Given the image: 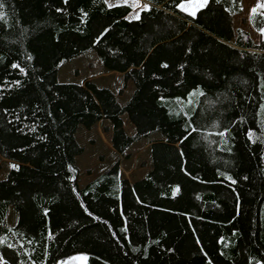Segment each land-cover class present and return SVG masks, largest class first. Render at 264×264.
Listing matches in <instances>:
<instances>
[{
    "label": "trees",
    "instance_id": "1",
    "mask_svg": "<svg viewBox=\"0 0 264 264\" xmlns=\"http://www.w3.org/2000/svg\"><path fill=\"white\" fill-rule=\"evenodd\" d=\"M143 1L129 18L106 0H2L0 264H264V38L234 28L243 0L195 15ZM250 22L262 32L264 4ZM92 51L133 82L124 104L59 80ZM103 120L119 157L81 186L77 131ZM144 139L150 169L132 182L122 157Z\"/></svg>",
    "mask_w": 264,
    "mask_h": 264
},
{
    "label": "rangeland",
    "instance_id": "2",
    "mask_svg": "<svg viewBox=\"0 0 264 264\" xmlns=\"http://www.w3.org/2000/svg\"><path fill=\"white\" fill-rule=\"evenodd\" d=\"M106 1L110 6L118 4L130 5L132 7L130 18H137L140 12L141 6H139V0H116L115 3ZM258 1L261 0L245 1L243 13L234 18V27H240L246 30L256 42H260L264 38V32L260 33L254 30L248 15L254 7L256 9L258 4H260ZM200 7H202V0L186 1L182 6V8L189 12H195ZM58 78L62 82L77 83H81L86 79H92L98 85L114 90L118 94L119 102L122 104L130 98L134 89L133 82H125L122 73L108 70L95 51L66 62L59 70ZM121 89H124L122 95L119 94ZM125 121L126 131L129 134H133L135 127L126 115ZM106 127L111 128V124L108 120H103L96 123L91 129L81 126L77 131L78 141L85 148L84 152L77 157V165L80 168L81 186L107 170L119 157L112 146L111 129L107 130ZM156 136H159V134L154 135V137ZM128 153H130L129 157H122V175L134 181L141 178L150 169L151 151L149 139L137 142ZM11 166V161L0 155V179L8 175ZM17 219V212L11 208L8 216L9 223L15 224ZM87 261V254L81 253L61 260L59 264H87Z\"/></svg>",
    "mask_w": 264,
    "mask_h": 264
},
{
    "label": "crops",
    "instance_id": "3",
    "mask_svg": "<svg viewBox=\"0 0 264 264\" xmlns=\"http://www.w3.org/2000/svg\"><path fill=\"white\" fill-rule=\"evenodd\" d=\"M108 1H110L111 3H115L116 2V0H108ZM186 1H193V0H185V1H182L180 4H179V7H180V9H182L183 11H185V12H187V13H189V14H192V15H195L196 14V12L201 8H198L195 12H189V11H187V10H185L184 8H182V6H183V4L184 3H186ZM245 1L246 2H248V0H243V7L245 8ZM251 1V0H250ZM107 2V1H106ZM257 3V2H256ZM258 3H260V4H258V6H257V8L256 9H258L260 6H262L263 4H264V0H261V1H258ZM119 5V4H118ZM139 6H141L140 7V12H139V14H138V16H137V18L140 16V13H141V11L143 10V9H146L148 6H147V4L143 1V0H139ZM204 6V5H203ZM202 6V7H203ZM253 7V6H252ZM252 9V8H251ZM255 7H254V9L253 10H251V12H250V14L248 15L249 16V20H250V15H251V13L252 12H254L255 10ZM244 11V10H243ZM131 13V12H130ZM130 13H129V15H128V17L130 16ZM194 13V14H193ZM243 13V12H242ZM241 13V14H242ZM238 15H240V14H237V15H235L234 16V18L236 17V16H238ZM130 18V17H129ZM251 23V22H250ZM233 25H234V21H233ZM252 25V24H251ZM252 27H253V25H252ZM235 28V27H234ZM240 28V27H239ZM254 28V27H253ZM235 29H237V28H235ZM254 30H256L255 28H254ZM257 31V30H256ZM262 32H264V31H262ZM262 32H260V33H262ZM131 180V179H130ZM132 181V180H131ZM135 181V180H134ZM133 182V181H132Z\"/></svg>",
    "mask_w": 264,
    "mask_h": 264
},
{
    "label": "snow or ice",
    "instance_id": "4",
    "mask_svg": "<svg viewBox=\"0 0 264 264\" xmlns=\"http://www.w3.org/2000/svg\"><path fill=\"white\" fill-rule=\"evenodd\" d=\"M207 3H208V0H202V6L203 5H207ZM2 8H3V3H2V0H0V10H2ZM194 14V13H193ZM4 17H3V14H2V12H0V19H3ZM262 31H264V29H262ZM223 133H221V135H222ZM230 179V178H229ZM9 247H10V245H9Z\"/></svg>",
    "mask_w": 264,
    "mask_h": 264
}]
</instances>
